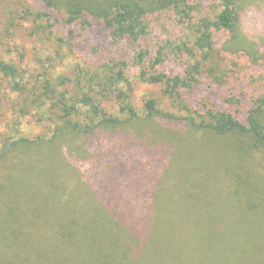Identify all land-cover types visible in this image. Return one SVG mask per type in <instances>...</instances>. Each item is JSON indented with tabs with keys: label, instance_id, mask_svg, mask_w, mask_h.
<instances>
[{
	"label": "rangeland",
	"instance_id": "rangeland-1",
	"mask_svg": "<svg viewBox=\"0 0 264 264\" xmlns=\"http://www.w3.org/2000/svg\"><path fill=\"white\" fill-rule=\"evenodd\" d=\"M0 1V17L4 20L0 22V48L12 44L5 50V58L20 68L17 80L22 81L18 82L32 87L37 80L57 82L64 74L76 87L78 79H85L86 84L76 93L88 92L89 86L98 93L101 79L110 76L105 64L126 61V79L116 93H130L129 84L133 86L139 113L122 134L99 132L88 145L87 159L73 160L68 158V148L74 147L77 154L80 140L66 138L60 149L61 142L52 140L41 121L25 115L30 108L18 102L14 104L17 109L13 108L17 95L12 93V79L0 78V100H10V108L0 118V155L6 143L21 137L35 140L43 136L45 140L31 150L21 148L5 158L0 156V227L8 208L14 206L28 221L25 232L39 238L51 229L32 223L29 210L46 205L44 198L62 217L70 213L80 217L100 203L91 192L104 190L108 200L115 199L140 222V213H146L144 208L153 209L150 224L159 217L157 208H168L171 221L167 223L173 230L167 238L169 248L158 255L157 261L264 264V146L253 147L247 138L219 136L187 125L186 114L171 104L159 107L181 120L146 118L142 106L151 94L162 93L141 82L145 66L161 52L163 61L154 71L167 76L183 74L191 59L180 53L178 45L195 36L202 18L213 19L222 10V0H188L189 18L179 10L149 15L148 34L135 46L126 41L118 46L101 44L81 25L75 27L76 38L69 40L61 23L21 18L24 5L36 11V6L43 4L41 0ZM237 6L241 40L236 43L232 39L230 43L228 31H214L223 68L216 83L207 74L200 78L202 103L190 105L201 109L211 106L213 96L234 117L244 120L249 110L264 101V0H237ZM33 29L39 38L29 36ZM78 44L92 48L95 56L77 50ZM141 49L148 55L138 65L135 57ZM51 221L57 223L54 218ZM0 250L2 257L15 253L13 247H3L1 242Z\"/></svg>",
	"mask_w": 264,
	"mask_h": 264
},
{
	"label": "trees",
	"instance_id": "trees-1",
	"mask_svg": "<svg viewBox=\"0 0 264 264\" xmlns=\"http://www.w3.org/2000/svg\"><path fill=\"white\" fill-rule=\"evenodd\" d=\"M41 1L43 4L33 7L36 11L29 5H24L21 18L24 21L33 17L34 20L45 19L48 22L61 23L62 30L65 29L63 31L69 40L76 38V26H85L101 44L109 43L114 46L125 41L135 46L144 41L149 28L147 18L151 14L179 10L189 18L191 9L188 0ZM1 4L0 1V6ZM222 6V10L213 19L209 17L201 19L200 27L190 41L178 45L180 53L191 59L183 74L174 76L157 74L154 70L163 61L161 52L153 62L145 66L140 77L141 82L162 90V93H153L143 101L145 117L153 119L162 116L181 120L159 107L162 104H171L186 114L184 118L187 125L219 136L247 138L251 146L263 147L264 101L249 110L244 120L234 117L225 109V104L217 103L213 96L211 101L209 100L211 106L203 105L204 108L201 109L190 105L202 103L199 102L198 93L200 78L207 74L208 78H212L211 80L216 83L223 68V60L216 49L214 31H228L231 35L230 43L232 39L236 43L241 40L237 0H222ZM3 21L0 17V22ZM46 30L43 28L45 34ZM37 34L36 29H33L29 36L39 38ZM8 46L7 49L12 44L8 43ZM76 48L90 57L95 56L93 49L86 45L78 44ZM7 49L0 48V78H4L2 79L4 81L12 79L10 83L15 86L12 93L17 95L12 101L13 106L18 102L22 107L30 108L25 115L31 117L32 121L33 116L41 121L42 128L47 130L46 133L50 130L52 140L61 142L60 149L64 147L66 138L80 140L81 144L76 147L77 154L74 147L68 148V158L86 160L90 153L88 145L93 143V138L99 132L122 134L127 125L139 118L134 103L133 86L129 84L130 93L124 90L116 93L118 85L126 79L129 65L126 61L105 64L110 76L101 79L99 82L101 91L98 93H95L94 87L91 86L86 93H76L77 90H82L84 78L78 79L80 86L77 87L64 74L57 82H53L52 79L43 82L37 80L32 87L18 82L22 81L17 80L20 68L5 58ZM147 55L148 51L145 49L137 51L135 61L138 65L146 61ZM116 68L118 71H114ZM190 91L193 93H189ZM9 101L0 100V118L4 111L10 108ZM17 106L13 108L17 109ZM42 137L38 136L35 140L21 137L17 141L6 143L0 156L5 158L21 148L31 150L34 146L38 147L41 142L45 143ZM58 168L60 169V166ZM91 193L100 203L97 204L98 207H90L83 211L80 217L75 214L72 216L71 213L67 217H62L59 210L45 198L43 202L44 204L46 202V205L30 209L32 223L35 225L41 223L42 227L51 229L46 234L42 233L39 238L25 232V223L28 221L22 218L14 206L8 208L6 220L4 219L3 226L0 227V242L3 247H13L15 253L12 256L6 253L3 257L0 256V264H169L162 260L157 261L158 255L169 248L167 238L173 230L167 223L171 221V218H167L168 208H157L159 217L156 221L153 219V223L150 224V214L153 210L151 207L144 208L146 213H140V222V219L130 214L128 209L117 204L115 199L108 200L106 191ZM58 202L60 204V201ZM51 218L57 221L56 225ZM161 240L163 245L158 244ZM1 252L3 251L0 250V254Z\"/></svg>",
	"mask_w": 264,
	"mask_h": 264
}]
</instances>
